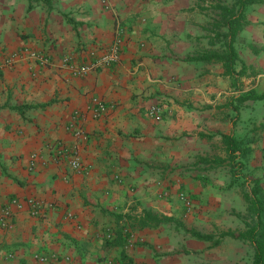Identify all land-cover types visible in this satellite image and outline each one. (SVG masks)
I'll list each match as a JSON object with an SVG mask.
<instances>
[{
  "label": "crops",
  "instance_id": "0c3cea01",
  "mask_svg": "<svg viewBox=\"0 0 264 264\" xmlns=\"http://www.w3.org/2000/svg\"><path fill=\"white\" fill-rule=\"evenodd\" d=\"M217 3L0 0V264L93 259L81 244L115 231L108 216L159 213L169 180L181 181L175 174L186 169L225 170L234 182L227 161L214 164L226 160L224 137L242 150L239 175L259 180L264 203V100L244 99L264 93V0L245 13L234 76L202 59L223 50L218 35L227 30H213ZM117 35L115 65L75 77L62 64L100 57ZM44 55L50 62L41 66L35 56ZM94 98L106 112L87 115L77 139L74 116ZM151 106L160 120L148 116ZM61 147L76 150L82 171L58 156ZM27 199L53 206L34 217L12 203Z\"/></svg>",
  "mask_w": 264,
  "mask_h": 264
},
{
  "label": "rangeland",
  "instance_id": "374dc122",
  "mask_svg": "<svg viewBox=\"0 0 264 264\" xmlns=\"http://www.w3.org/2000/svg\"><path fill=\"white\" fill-rule=\"evenodd\" d=\"M215 12L211 8V13ZM175 176H181V181L175 178L169 180V193L166 204L158 211L160 214L171 216L202 234H213L215 238L222 231L240 232L244 229V221H251L243 200L246 188L241 179L233 182L230 178L226 180L225 170L203 174L199 168L186 169ZM193 180L199 182L201 191L196 188L198 185ZM211 180L214 182L211 183ZM180 194L190 202L189 208L179 199ZM129 211L125 212L126 215L131 213ZM106 219L105 224L116 227L114 217L108 216ZM114 233V230L108 231L99 244L90 241L81 244L82 249L92 252L95 257L86 262L74 258L77 263L71 264H119L122 256L125 257L122 260L124 264H251L253 257V250L247 243L225 239L214 247L212 242L196 241L189 234L175 230L170 225L149 231L150 237L146 232L140 235L136 230H128L122 248L107 246Z\"/></svg>",
  "mask_w": 264,
  "mask_h": 264
},
{
  "label": "trees",
  "instance_id": "16d2710c",
  "mask_svg": "<svg viewBox=\"0 0 264 264\" xmlns=\"http://www.w3.org/2000/svg\"><path fill=\"white\" fill-rule=\"evenodd\" d=\"M262 0H232L231 3L218 1L217 5L212 7L218 13V20L213 25V30L218 32L222 28H226L227 33L218 35L221 38L223 50L220 52H212L205 55L202 59H216L224 63L225 73L234 76L235 53L234 43L237 35L241 31L245 20V13L249 6L257 4ZM244 99L264 100V93L261 95H248ZM223 144L225 145L226 160L218 159L215 165H220L223 162H228V167L232 171L233 178H242L244 185L249 190L244 193L243 198L247 203V211L250 215L251 221L245 223V229L241 232H234L231 230L219 232L217 238L213 234H202L193 228L186 227L180 221L173 217L161 215L153 210H143L139 214H112L116 224L113 239L108 242L109 248H122L126 238V231H135L142 229H158L162 226L170 225L175 230H182L198 241L212 242L214 246H219L223 240L229 239L232 241H241L248 243L253 250V257L251 264H264V203L259 198L261 189L259 180L248 177L246 175H239L242 171L243 164L241 158L243 156L242 150L232 137H224ZM125 257L122 256V260ZM119 264H124L123 261Z\"/></svg>",
  "mask_w": 264,
  "mask_h": 264
},
{
  "label": "built area",
  "instance_id": "2783aa9c",
  "mask_svg": "<svg viewBox=\"0 0 264 264\" xmlns=\"http://www.w3.org/2000/svg\"><path fill=\"white\" fill-rule=\"evenodd\" d=\"M120 45V35H117L110 47L100 57L95 58L94 53L91 52V56L94 59H89L88 61H84L80 64H77L76 62L72 61L69 56H66L62 59V64L68 68V70L73 76L82 77L84 75H87L88 73L94 72L97 68H105L115 65L119 61ZM35 58L38 59V62L41 66H46L50 62L49 57L45 55L35 56ZM106 109L107 104L104 101L94 98L91 101V107L89 109V112L76 113L74 116L75 122L72 123L75 137L77 139H82L84 137L83 124L87 119V115L90 116L91 119H99L105 114ZM160 114L161 111L157 106H151L148 110V116L154 120H160ZM58 156L64 159L73 171L83 170V164L79 160L75 149L62 148L59 150ZM178 197L181 201L184 202L187 208L190 207V202L183 194L178 195ZM12 203L18 210H21L25 205V207L28 208L29 214L34 217H38L43 211V209L50 208L53 206L51 203L46 204L37 199H27L25 203H23L22 201H13ZM3 215L6 218L10 217V211L6 209L3 212Z\"/></svg>",
  "mask_w": 264,
  "mask_h": 264
}]
</instances>
